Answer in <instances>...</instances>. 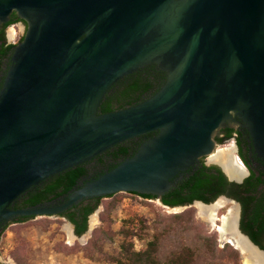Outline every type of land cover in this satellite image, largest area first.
<instances>
[{
    "label": "water",
    "instance_id": "water-1",
    "mask_svg": "<svg viewBox=\"0 0 264 264\" xmlns=\"http://www.w3.org/2000/svg\"><path fill=\"white\" fill-rule=\"evenodd\" d=\"M13 13L26 27L0 89V224L92 197L160 198L215 153V133L235 117L264 158V0H0V25ZM151 65L166 74L156 93L99 113L114 84ZM151 132L64 203L9 208L48 177ZM236 231L264 255L238 220Z\"/></svg>",
    "mask_w": 264,
    "mask_h": 264
},
{
    "label": "rangeland",
    "instance_id": "rangeland-1",
    "mask_svg": "<svg viewBox=\"0 0 264 264\" xmlns=\"http://www.w3.org/2000/svg\"><path fill=\"white\" fill-rule=\"evenodd\" d=\"M12 29L16 37L15 34L9 36ZM6 34L13 41L24 34L23 26H11ZM227 148L230 147L223 149ZM221 150L208 157L207 163L217 164L211 158ZM228 206L233 205L229 203ZM226 213L227 209L219 212L217 225L223 223L221 219ZM176 214L183 215L181 221L175 220ZM95 215L97 222L92 225ZM187 222L190 223L188 229ZM70 227L60 216H37L24 222L9 223L0 237V264H112L109 259L117 256L123 241L131 243L134 251H143L159 232L164 233L166 250L181 244L195 247L199 264L245 263L242 252L228 244L227 247L220 240L219 231L200 216L197 203L182 209L168 208L158 200L118 193L101 200L88 217V232L82 238L76 236L71 227L72 238ZM207 237L210 244L203 242ZM231 250L236 251L237 256Z\"/></svg>",
    "mask_w": 264,
    "mask_h": 264
},
{
    "label": "trees",
    "instance_id": "trees-1",
    "mask_svg": "<svg viewBox=\"0 0 264 264\" xmlns=\"http://www.w3.org/2000/svg\"><path fill=\"white\" fill-rule=\"evenodd\" d=\"M19 22L26 27L25 22L13 13L10 16V21L2 26L3 30L10 25ZM22 38L23 36L20 37L19 42ZM14 46V44L3 43L0 45L1 54L5 55L7 52L12 53ZM165 79L166 74L159 71L155 65L146 69L138 70L122 78L106 93L100 104L99 113H107L123 109L142 102L144 99L156 93L163 85ZM144 93L145 95L148 94L146 98H142ZM154 134L155 133L152 132L147 136L151 137ZM130 140L117 144L103 153H108L112 156L120 155L126 159L130 158L134 154H128L131 145ZM124 144L125 146H123ZM85 163L64 170L41 181L38 185L31 187L29 190L21 194L9 208L11 210L30 208L46 202L51 197L69 194L77 184L79 178L86 174V169L84 168ZM217 172H219V169L216 167H207L202 162H198L182 172V180L172 189L171 193L175 197H182L183 200L179 203H182L183 205L184 203L190 204L192 201H201L206 204L211 203L220 192L214 193L210 197L205 196L204 193L222 185L223 177L222 175H217ZM113 196L114 195H110L105 198H112ZM140 197L147 199L146 196ZM102 199L103 198L101 197L96 198L94 203L92 205H89V203L86 208L83 206L82 208L80 202L72 207V209H75L73 212L65 214L67 221L74 226L76 236H81L86 231L88 216L95 211ZM182 217V214H176L174 216L177 221H181ZM28 219H31V217H21L18 220H12L11 222L0 224V237L9 223L24 222ZM189 225L190 223L187 222L186 229L190 227ZM252 241L259 247V249L264 251V244L259 243L254 239H252ZM203 242L205 244L211 243L209 242V237L204 238ZM164 243L165 237L162 232L156 233L153 236V239L147 243V246L143 251H134L131 243L123 241L120 244V250L117 256L110 257L109 260L112 264H199V254L195 247L188 244H181L175 248L166 250L164 249ZM226 246L229 247L227 244ZM232 253L237 256L236 251H232ZM210 264L219 263L210 262Z\"/></svg>",
    "mask_w": 264,
    "mask_h": 264
},
{
    "label": "flooded vegetation",
    "instance_id": "flooded-vegetation-1",
    "mask_svg": "<svg viewBox=\"0 0 264 264\" xmlns=\"http://www.w3.org/2000/svg\"><path fill=\"white\" fill-rule=\"evenodd\" d=\"M18 24H21L23 26V30L25 32V26L20 22L12 24L9 27L17 26ZM2 26L3 25H0V45H2L3 43L14 45L18 44L21 36H19L17 39H13V41L9 40V36L12 37L15 34L16 37V32L14 29H12L11 32H8V36L6 32L9 27L3 30ZM12 53L7 52L5 55H2L0 50V89L2 88L7 70L11 64ZM147 95H145L144 93L142 95V98H146ZM234 117L235 116L233 115V118ZM235 119L237 123H223L221 128L214 135V141L216 145L215 153L223 149L224 147H232L234 149L232 150L233 156L231 155L232 161L230 160L229 162H227V165H231L230 167H232V170H235H233L234 176H229L227 174L223 163L219 161L216 162L217 164H213L212 162L207 163L208 157L201 158L199 162H202L207 167H216L217 169H219V172H217L216 174L219 176L222 175L223 177L222 185L220 187L211 189L208 192L204 193V195L210 197L214 193L220 192L214 199V201H216L219 197H224L225 200H228L229 203L236 207V211L238 213L237 218L239 217L237 219L238 229L240 230V232L245 235L252 243V239H254L257 242L264 244V158L258 156V154L256 153L250 133L245 127H243L242 121L238 117H235ZM153 133L156 134V132ZM148 134L130 140L131 145L128 153L129 155L135 153L142 142L155 135L154 134L153 136L148 137ZM123 146H125V144ZM124 159L126 158L120 155L112 156L108 153H102L101 155L91 159L90 161H87L84 165L86 174L79 178L77 184L73 187L69 194H63L58 197H51L46 202L37 204V206H57L64 203L69 198L70 194L81 189L88 182L99 178L105 172L112 170L116 167L117 164H119L120 161ZM213 160L214 157L211 158V161ZM181 180L182 173L180 176H176L172 180L173 185L160 198L152 195H139L136 193H134V195L146 196V198L150 200H158L161 205L168 208L191 205L194 201H192L190 204L184 203L183 205L182 203H179L183 200L182 197H175L171 193L172 189L176 187L178 182H180ZM96 198L98 197L83 199L80 201V206L86 208L89 203V205H92ZM72 207L67 208L58 216H61L66 220V222L70 223L69 221H67L65 214L73 212L75 209H72ZM20 218L21 217H13L11 221L18 220ZM72 228L75 234V228L73 225Z\"/></svg>",
    "mask_w": 264,
    "mask_h": 264
},
{
    "label": "bare ground",
    "instance_id": "bare-ground-1",
    "mask_svg": "<svg viewBox=\"0 0 264 264\" xmlns=\"http://www.w3.org/2000/svg\"><path fill=\"white\" fill-rule=\"evenodd\" d=\"M232 147L223 149L219 154L214 158V160L219 161L224 164L225 170L229 176H234L232 167L227 165V162L231 160ZM232 155V156H231ZM234 160V159H233ZM232 161V160H231ZM229 164V163H228ZM234 168V167H233ZM235 171V170H234ZM220 199V198H219ZM228 200L224 198L216 200L213 204L208 206L201 205L197 203L199 214L202 218L210 222L212 228L215 227L221 235L220 240L223 243H229L237 250L239 249L242 252V255L245 257L244 264H264V255L253 248L243 237H241L236 231V222H237V211L235 206H228ZM227 209L226 215L221 219L223 223L216 224L220 220L219 212ZM97 222L96 215L93 217L92 225ZM72 238H74L71 227L68 229ZM82 238V237H81Z\"/></svg>",
    "mask_w": 264,
    "mask_h": 264
}]
</instances>
